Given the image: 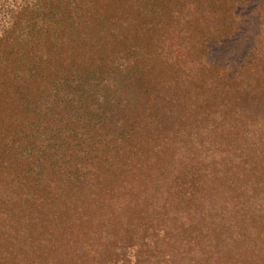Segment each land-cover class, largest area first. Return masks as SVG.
Listing matches in <instances>:
<instances>
[{"label": "trees", "instance_id": "16d2710c", "mask_svg": "<svg viewBox=\"0 0 264 264\" xmlns=\"http://www.w3.org/2000/svg\"><path fill=\"white\" fill-rule=\"evenodd\" d=\"M190 1L0 0V245L30 235L0 264H264L262 186L228 156L264 123V0L239 62L184 70L160 47ZM246 1L209 0L197 52Z\"/></svg>", "mask_w": 264, "mask_h": 264}, {"label": "rangeland", "instance_id": "374dc122", "mask_svg": "<svg viewBox=\"0 0 264 264\" xmlns=\"http://www.w3.org/2000/svg\"><path fill=\"white\" fill-rule=\"evenodd\" d=\"M246 1V0H245ZM191 3L187 5V22L186 24L183 25V31L181 28L174 29L173 31H169L167 34L163 36L164 41L161 44L162 47L161 50H163V53H166L167 56L170 59H177L179 63L181 64L180 68L184 70H189L190 68V63H192L193 60L197 59L198 57H202L208 65H215V66H220V65H229L232 63H235L236 61L239 62L240 58L245 55L250 48L252 47L251 45L253 44V38L252 34H249V29H254V24L256 23V18L259 13V3L258 0H247L246 5L241 6L240 10L237 8L235 9L237 13H239V17H241V24L245 25L243 29H241V26H238V30L236 32H233L230 37H223L221 40L218 42L220 43H213L209 44L203 43L202 47H199V50L201 48V52H197L198 46L197 44L193 43V37L195 35H198L199 37L201 36L203 39H200L199 42H204V39H207L209 37L210 33V28L211 25L215 24L213 22V16L209 15L207 19H202L203 14L206 11H210V3L209 0H194V2L190 1ZM258 3V4H257ZM197 9V12L195 13V10ZM246 10L243 13V10ZM181 13H185V6L184 8H180ZM244 14H250V19L247 20V22L243 21V15ZM197 16V20L196 19ZM200 20V21H199ZM188 22L190 24H188ZM235 33V34H234ZM187 36H190L191 42L189 48H187L184 43H186ZM155 38V37H152ZM198 37H196L197 39ZM148 40V39H147ZM146 40V41H147ZM149 41V40H148ZM151 42H147L148 45H150ZM225 44V45H224ZM224 47H221L223 46ZM193 46H196L194 50H191ZM145 47H147L145 45ZM222 48V49H220ZM224 60V61H221ZM246 119L243 121L242 124H248L249 122H245ZM258 123L264 124L262 121H258L256 125H254L251 130L248 129V133H244L242 135V141L241 143L243 144V148L240 146H237V148L234 149V147H230L228 149V156L231 157H237L239 159L240 156H245L240 157L242 161L250 163V169H254L255 175L258 177L260 180V185L262 186V189L258 195L253 196V201H250L248 204V210H249V215L248 217L251 218L255 221H259V224L257 225L258 227H261L264 231V134L262 133L264 130L262 128H256ZM242 129V127H241ZM241 131V130H240ZM246 134V135H245ZM203 135V134H200ZM200 139H204L205 135L199 137ZM214 141V140H213ZM190 151V155H196L197 149H192L189 148L187 149ZM240 166V165H239ZM179 174V181L182 179L184 180V169L182 166ZM245 166L239 167V169H243ZM247 168V165L246 167ZM260 171L261 173H259ZM188 181V180H187ZM231 181H235L234 178H231ZM247 185V184H246ZM162 190H165L163 188ZM191 204H186L183 203L181 205H176L175 209L179 211V213L184 214V215H192L194 208L190 206ZM247 220V219H246ZM238 222L240 225H243L244 228H249L250 224L247 221L242 220L240 215L238 216ZM247 231H249L247 229ZM52 231H48L50 233ZM59 234H61L62 231H57ZM55 231V233L58 235ZM35 234L33 233L32 236ZM55 236L58 238V236ZM30 235H27L26 240L20 239L18 236H13L14 240H9V242L0 245V255L3 253V251L10 249L12 247H16V244L23 245L25 242L28 240ZM13 254L16 255V251H11ZM5 255H1L3 257ZM13 259V260H12ZM15 261H19V258L17 257H12L10 255H7V260L4 261V264H17Z\"/></svg>", "mask_w": 264, "mask_h": 264}]
</instances>
